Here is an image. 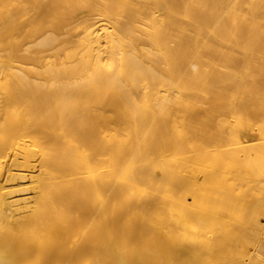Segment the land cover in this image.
I'll return each instance as SVG.
<instances>
[{"label": "bare ground", "instance_id": "obj_1", "mask_svg": "<svg viewBox=\"0 0 264 264\" xmlns=\"http://www.w3.org/2000/svg\"><path fill=\"white\" fill-rule=\"evenodd\" d=\"M0 264H264V0H0Z\"/></svg>", "mask_w": 264, "mask_h": 264}]
</instances>
